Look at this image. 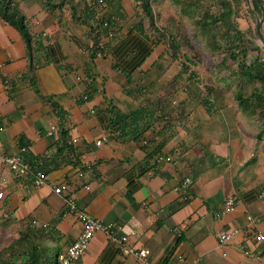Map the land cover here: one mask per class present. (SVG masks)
Segmentation results:
<instances>
[{
  "label": "crops",
  "instance_id": "0c3cea01",
  "mask_svg": "<svg viewBox=\"0 0 264 264\" xmlns=\"http://www.w3.org/2000/svg\"><path fill=\"white\" fill-rule=\"evenodd\" d=\"M75 1H18L32 50L0 16V153L47 176L37 185L0 161V222L44 230L58 255L82 230L65 211L70 196L150 250L147 262L124 255L99 231L73 264H264V117L236 99L255 87L216 75L205 86V72L172 55L134 0ZM142 108L147 129L137 138ZM159 153L172 160L158 162ZM62 181L68 188L56 193ZM233 229L221 243L218 233Z\"/></svg>",
  "mask_w": 264,
  "mask_h": 264
},
{
  "label": "trees",
  "instance_id": "16d2710c",
  "mask_svg": "<svg viewBox=\"0 0 264 264\" xmlns=\"http://www.w3.org/2000/svg\"><path fill=\"white\" fill-rule=\"evenodd\" d=\"M43 1L46 6L52 7L61 6L68 2L73 7L72 9H75V3H77L75 0ZM92 1L94 4H100L106 0ZM137 1L140 2L145 15L153 21L155 12L150 0ZM172 2L180 6L183 15L194 17L199 35L213 45L215 50L226 52L225 54L237 63L238 72H240L238 76V87L244 90L246 86L252 84L255 89L250 95L240 89L236 93V99L241 106L253 107L252 109L255 112L260 110V116L264 117V48L258 43H255L253 37L257 33L255 32L254 23L250 16H244V7L240 6L242 2L246 3V0H218V6L216 8H213L211 4L206 5V0H172ZM251 2L254 10L258 14H261V6L264 5V0H251ZM247 8L249 7L247 6ZM73 14L76 16L75 13ZM0 16L21 32L28 47L32 50L33 37L26 15L20 9L18 0H0ZM242 19L249 22L248 27L241 28ZM159 40L162 39L159 37ZM174 46L176 47L177 45ZM250 49L252 51H258V54L255 57L249 58L248 51ZM170 52L174 56L177 55L176 50L173 51L170 48ZM204 102L208 103L209 100H204ZM56 106L58 107L57 104ZM145 115V109L142 108L133 117L131 126L135 128L136 131H134V134L137 138L147 129V126L144 125ZM38 234L47 237L44 230L35 228L32 225L26 226V233L24 235L37 236ZM11 248H9L10 251L12 250ZM6 250L8 249L0 250V264L10 263V261H6L3 258ZM58 256L59 254L52 256L48 243L45 242L43 244L29 240L28 246L22 256L13 253L12 264H16L17 262H21L20 264H59Z\"/></svg>",
  "mask_w": 264,
  "mask_h": 264
},
{
  "label": "rangeland",
  "instance_id": "374dc122",
  "mask_svg": "<svg viewBox=\"0 0 264 264\" xmlns=\"http://www.w3.org/2000/svg\"><path fill=\"white\" fill-rule=\"evenodd\" d=\"M217 1L218 0H206L205 3L206 5L211 4L213 8H216L218 6ZM135 2L136 5L142 9L140 2L134 0V4ZM150 3L152 6H155L156 12L153 21H151L147 15H144V21L147 23L148 30L153 31L152 33L154 35L165 41L168 48H171L173 51L176 50L177 55H186L192 61L191 68L197 66V71L201 73L205 72L206 77L203 79L207 81L205 86H211V83L214 82V76L216 75L222 79H228L231 82V86L237 88L238 76H236V73L238 75L240 74V72H238L237 63L229 58V56L225 54L226 52L215 50L213 45L198 34L199 32L194 17L183 15L180 6L173 3L172 0H150ZM240 6L244 7L243 11L245 13L242 11L244 16H250L254 23L255 32L257 33V35L253 37L255 43H258L264 48L257 31L258 22L260 20L264 22V11L262 10V13L258 14V12L254 10L251 0H246V3L242 2ZM247 6L249 8H247ZM142 12L144 13L143 9ZM248 53L249 58H252L258 54V51H252L250 49ZM250 87L249 84L247 92L251 90ZM11 229L12 228L7 227L5 223L0 222V235L3 236L0 238V250L8 249L5 251L3 258L6 259V261H10L9 264L13 263V253L18 256L23 255L29 240L43 244L47 241V237L42 234H38L37 236L24 235L26 233V227ZM9 248L12 250L10 251ZM54 255L55 253L52 251V256ZM20 263L21 262H17L16 264Z\"/></svg>",
  "mask_w": 264,
  "mask_h": 264
},
{
  "label": "built area",
  "instance_id": "2783aa9c",
  "mask_svg": "<svg viewBox=\"0 0 264 264\" xmlns=\"http://www.w3.org/2000/svg\"><path fill=\"white\" fill-rule=\"evenodd\" d=\"M80 78V77H79ZM87 97V96H86ZM102 140H97V144H101ZM158 162L171 161L170 155H163L159 153L156 157ZM0 161L11 166L19 175H25L28 173L35 175V183L41 185L47 182V176L44 172L36 170L30 162L23 160L21 157L16 155H9L0 153ZM192 182L191 178H186L183 183V188H188ZM68 188L66 181L58 182L53 185V190L56 193L62 194ZM3 197V192L0 191V198ZM236 203V197L231 196L226 203V210L228 211ZM66 212L75 213L82 223V230L76 240L70 244L65 251L59 254V264H73L84 252L87 250L90 241L93 239L95 234L102 231L112 238L118 250L124 255L135 254L144 262H147L150 250L146 247L137 249L130 245L127 235L118 234V228L113 222H106L102 219L93 217L86 210L79 208L73 198L68 196L66 198ZM251 219V217H249ZM233 230H223L218 233V239L221 243L227 242L232 235L235 233ZM258 240L264 239V236L259 234L256 236ZM181 258V256H179Z\"/></svg>",
  "mask_w": 264,
  "mask_h": 264
},
{
  "label": "water",
  "instance_id": "95a60500",
  "mask_svg": "<svg viewBox=\"0 0 264 264\" xmlns=\"http://www.w3.org/2000/svg\"><path fill=\"white\" fill-rule=\"evenodd\" d=\"M262 26H263V22L260 20L257 24V31H258L259 38L264 45V31H263Z\"/></svg>",
  "mask_w": 264,
  "mask_h": 264
}]
</instances>
